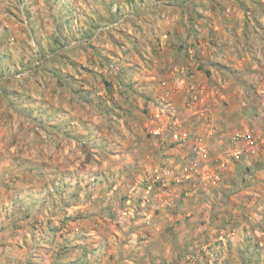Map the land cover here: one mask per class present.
Instances as JSON below:
<instances>
[{
	"label": "rangeland",
	"instance_id": "rangeland-1",
	"mask_svg": "<svg viewBox=\"0 0 264 264\" xmlns=\"http://www.w3.org/2000/svg\"><path fill=\"white\" fill-rule=\"evenodd\" d=\"M177 5L178 0H0V168L11 174L6 179L0 175V264H75L70 259L74 252L81 251L77 250L79 244L71 245L69 242L73 240L66 238L70 235L79 238L83 230L99 226L91 218L87 225L82 224L83 214L86 218L101 212L82 209V205L94 201L93 189L88 191L91 187L111 183L104 180L101 173L104 168L115 165L117 159L111 155L112 145L109 147L105 142L112 143L122 131L127 132L110 124L113 122L110 117L115 115L106 107L107 104L111 106V100H107L113 93L114 81L103 77L127 76L120 69L122 64L134 56L143 62L149 52H161L167 41L160 25L161 31L157 33L149 26L133 31V16L156 9H177ZM173 36L171 42L177 40L176 34ZM205 38L203 41L209 43ZM189 54L186 57L191 61ZM137 65L131 61L128 66ZM80 76H89L95 82H87L83 87L77 79ZM241 82L245 95L235 86L234 92L229 91V97L216 103L215 107L220 111L214 114L213 121H186L189 125L184 129L175 107L163 98L155 101L150 113L147 134L155 136L151 129L161 124L164 127L160 137L168 134L175 140L189 141L190 151L203 146L206 150L204 159L193 156L184 164L201 161L219 175L216 182L205 181L196 173H191L189 178L196 175V184L205 188L222 184V177L223 182L226 180L224 173L229 172L232 176L229 185L233 189L231 202L242 203L240 211L226 215L237 225L218 230L214 241L206 244L191 240L183 242V264H201L197 259L199 250L214 258L211 260L222 263L225 257L231 261L233 251L243 253L242 250L255 248L261 259L250 257L252 259L246 261L243 257V262L242 255L237 253V261L231 263L264 264V235L261 233V229L264 232V225L261 226V167H264L261 165L264 164L261 148L264 141L251 153L247 151L249 146L231 140L235 130H254L260 138L264 134V79L259 82L253 79L245 86ZM4 93L7 95L3 96ZM159 100L173 108V117ZM54 102L57 106H70L73 115L64 116L63 121L57 120L51 111ZM173 120L176 124L172 126ZM72 122L74 126L67 127ZM92 123H96L94 128H91ZM208 123L211 126H207ZM179 128L186 133L181 134ZM6 155L13 156L9 163L2 162ZM23 155L25 160L18 162ZM36 160L42 162L43 168L55 165L58 173L35 177ZM163 167L164 163L160 162L154 169H166ZM21 168L27 172H21ZM61 174L68 177L70 183L73 181L64 193L58 190L57 178ZM146 176L142 177V185L146 180L150 181L149 175ZM80 178L81 182L77 183ZM41 184L46 187L38 191L35 199L23 200ZM73 192L76 195H72ZM220 194L222 201L231 195L229 191ZM113 195L107 191L103 200L95 197L94 207L88 208H100ZM67 200L81 207L72 208ZM247 201L251 204L249 208ZM140 205L144 206L139 201V207L132 208L134 218L140 215H135L136 210L142 212ZM240 222H244V226H239ZM52 225L60 226L59 230L54 232ZM241 229L248 230H244L247 237L237 239ZM229 238H233L231 243ZM90 246L93 248L92 243ZM76 260V264H84L82 257H76Z\"/></svg>",
	"mask_w": 264,
	"mask_h": 264
},
{
	"label": "crops",
	"instance_id": "crops-1",
	"mask_svg": "<svg viewBox=\"0 0 264 264\" xmlns=\"http://www.w3.org/2000/svg\"><path fill=\"white\" fill-rule=\"evenodd\" d=\"M178 1L177 9L163 8L151 13L141 12L131 20L133 31L149 26L157 33L161 31L158 25L163 28L162 33L167 41L161 52L153 50V55L150 52L148 55L147 52L149 58L146 56L143 62L134 58L136 56L126 61L120 69L127 76L103 77L104 80L114 81L113 93L107 100L112 101L111 106L107 104L106 107L107 111L115 115L110 117V121H113L110 124L126 129L127 132L122 131L112 143L105 142L109 147L112 145L111 155L117 159L115 165L104 168L101 173L104 180L111 183L91 187L88 191L93 189L94 201L87 203V206L82 205V209L92 212L101 210L99 215H92L93 218H84L83 214L82 224L87 225L91 218L99 226L88 231L82 229L79 238L74 235L66 238L73 240L69 242L71 245L79 244L77 250H81L78 254L74 252L70 260L85 252L82 257L84 264H166L167 261L183 264L185 240L201 244L214 241L219 223L229 219L226 215H233L241 210L242 203L231 202L233 189L229 185V172L224 173V182L227 185L224 184L223 177L222 184L205 188L196 184V175L194 178L192 176L184 179L187 167L185 160L198 157L196 149L188 150L189 141L175 140L168 134L155 137L145 131L150 126V113L159 98L172 103L182 120V127L186 129L187 124L189 125L186 121H213L214 114L220 111L215 107L216 103L229 97V91L234 92L237 89L245 95V87L242 88L239 82L243 81L245 86L253 79L256 82L264 79V0ZM140 18L145 21L142 22ZM173 34H176L177 40L171 42ZM203 37L209 43L203 41ZM203 42L206 43L205 46ZM187 53H194L189 54L191 61L186 57ZM131 61L138 65L131 68L128 66ZM77 79H80L83 87L87 82H95L89 76H80ZM235 86L237 88L234 89ZM101 93L106 98V94ZM51 111L60 121H63L64 116L73 115L70 106H57L56 102L52 104ZM219 118L220 116L217 119ZM95 125L96 123H92L91 128ZM208 125L211 126L209 123ZM73 126V122L67 125L69 128ZM179 130L181 134L186 133L182 128ZM103 140L106 141L105 137ZM261 149L263 161L264 145ZM229 150L231 151L230 147ZM5 157L7 158L2 162L9 163L13 158L10 155ZM24 157L25 155L21 156L17 161L25 160ZM35 162V176L58 173L55 172V165L43 168L42 162ZM160 162L166 168L163 172L164 183L156 185L146 180L142 185V177L152 175L154 166ZM18 169L20 170V165ZM7 171L0 168L2 179L10 178L11 174ZM21 172L27 171L21 168ZM263 178L264 167H261V226L264 225ZM65 189L69 190L68 187ZM107 191L114 193L109 196L110 200H106L96 210L88 208L91 205L94 207L92 203L96 201L95 197L103 200L102 197ZM225 191L231 193L226 202L222 201L220 194L225 195ZM209 198L213 200H208ZM139 201L144 206L140 205L142 212L136 210L135 215H140L134 218L131 211L135 206L139 207ZM246 204L247 208L251 206L248 201ZM70 207L81 205L76 206L73 203ZM226 222L228 225L236 223L233 218ZM244 224L240 222L239 226ZM244 230L247 229H241L242 233L237 235V239L247 237ZM261 233L264 235L263 229ZM91 243L93 248H90ZM218 264H227V261Z\"/></svg>",
	"mask_w": 264,
	"mask_h": 264
},
{
	"label": "built area",
	"instance_id": "built-area-1",
	"mask_svg": "<svg viewBox=\"0 0 264 264\" xmlns=\"http://www.w3.org/2000/svg\"><path fill=\"white\" fill-rule=\"evenodd\" d=\"M166 101V100H165ZM164 100H159V102H162L165 110H168L169 112V116L174 115V110L173 108H171V106H168L165 104ZM157 117V115H155ZM161 121V120H160ZM176 124V122L173 120L171 121L170 125H174ZM163 125L161 124H157L156 126H154L151 129V133L153 135H160L162 133L163 130ZM264 135V134H263ZM263 135H261V138L259 135L255 134L254 130H235L231 136V140L233 142H242V144L245 146H249L247 151H250L251 153H253L255 151V146L258 147L259 143H263L264 141V137ZM176 136V135H174ZM195 153L197 154V158L199 160H202L206 157V150L203 146H198L196 147ZM199 161H191V163L189 165H187V167H185V174L183 175V178L187 179L189 178V176L191 175V173H196L198 175H200V177L205 180V181H211V182H216L219 179V175L217 172H215L214 170H211L207 167V165L205 164H201V161L198 163ZM164 172V170H157V169H153V174L154 175H149V179L151 180L153 178L157 179L159 178V176L162 175V173Z\"/></svg>",
	"mask_w": 264,
	"mask_h": 264
},
{
	"label": "trees",
	"instance_id": "trees-1",
	"mask_svg": "<svg viewBox=\"0 0 264 264\" xmlns=\"http://www.w3.org/2000/svg\"><path fill=\"white\" fill-rule=\"evenodd\" d=\"M4 95H7L6 93H4L3 94V96ZM155 137H160L159 135H155ZM262 157V156H261ZM263 158V157H262ZM152 175H154V174H152ZM35 177H37V176H35ZM65 176L64 175H60V177L59 178H57V183L59 184L58 185V190L59 191H61V192H63L64 193V191L66 190L65 188L69 185H72L71 183H73V181L70 183V180H68L69 178L67 177L66 179L67 180H65ZM14 178H12V181H14L13 180ZM71 179V178H70ZM81 179L82 178H80V179H78V182L77 183H80L81 182ZM67 181V182H66ZM98 181H101V179H98ZM69 182V183H68ZM149 182H151V183H154V184H159V185H162L163 184V175H161V176H159V178H157V179H155V178H153V179H151ZM43 186H40L39 188H35V190L33 191V192H31V193H29L28 195H26L24 198H23V200L24 201H26L27 199H29V201H31V200H33V199H35V196H36V194L38 193V191L39 190H42L44 187H46L45 186V184H42ZM74 187H75V185H74ZM72 195H76V192H73L72 193ZM21 199V198H20ZM212 200H213V198H211ZM210 199V200H211ZM229 216H231V215H229ZM226 221H229V219H227ZM223 222V223H220L218 226H217V228H218V230H220V229H223V228H225L228 224H227V222ZM229 225H237L236 223H232V224H229ZM59 227L60 226H56V225H52V230L54 231V232H56V231H58L59 230ZM220 227H222V228H220ZM217 230V231H218ZM230 239V238H229ZM231 239H230V243H231ZM257 245V243L255 244V246ZM257 248H255V249H251V250H249V249H247V250H242V252L243 253H240V251L239 250H236V251H233V253H232V256H231V261L230 260H228L229 258H226L225 257V259L224 258H222L223 259V261H227V264H229L228 262H233V260L234 261H237V260H235L236 258L238 259V257L237 256H239V255H236L237 253H240L242 256V261L244 262V258L243 257H246V261H249V259H252V258H256V259H261V255H259V252L257 253V251H258V249L256 250ZM241 250V249H240ZM248 251V252H247ZM201 253V254H200ZM85 254V252H82L81 254H80V256H78V257H83V255ZM59 255V254H58ZM211 255V254H210ZM250 257H252V258H250ZM197 259L201 262V264L203 263V264H218L219 262L217 261L216 262V260H211V259H214V258H212L211 256H208V255H206V254H204V253H202V251L200 252V250H199V252H198V255H197ZM196 259V260H197ZM74 261V262H73ZM213 261V262H212ZM72 262L73 263H76V262H78V260H72ZM61 263H63V262H61ZM65 263V262H64ZM65 264H67V263H65ZM232 264V263H231Z\"/></svg>",
	"mask_w": 264,
	"mask_h": 264
}]
</instances>
